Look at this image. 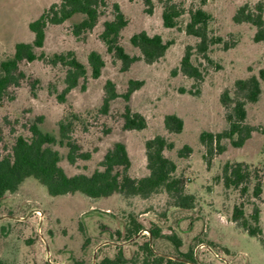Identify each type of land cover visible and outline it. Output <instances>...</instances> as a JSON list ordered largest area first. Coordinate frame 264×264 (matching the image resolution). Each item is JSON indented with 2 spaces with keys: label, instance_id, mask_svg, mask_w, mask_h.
<instances>
[{
  "label": "rangeland",
  "instance_id": "374dc122",
  "mask_svg": "<svg viewBox=\"0 0 264 264\" xmlns=\"http://www.w3.org/2000/svg\"><path fill=\"white\" fill-rule=\"evenodd\" d=\"M61 1L0 0V67L14 56L17 44L34 42L30 24ZM104 1L102 17L91 32L74 34V26L83 20L81 15L59 26L49 25L44 47L34 51L44 59L20 64L19 85L9 89L0 105V155L36 119L42 117L40 129L57 138L60 122L66 120L71 122V137L82 152L91 154L90 160L78 161L75 166L64 159L61 165L68 175L91 174L109 149L123 143L132 163L130 175L140 179L149 173L145 143L164 136L175 146L166 156L177 163L178 175L186 180V193L196 196V207L182 211L172 206L165 194L149 200H125L118 195L91 200L80 193L51 197L45 187L31 178L18 192L0 200V262L94 264V259L98 262L105 256H114L118 246L130 255L151 239L156 253L181 259L192 255L196 264H264V82L259 101L247 105L246 123L252 133L243 147L237 148L224 139L208 157L201 139L203 134L218 135L228 129L222 95L233 94L237 81L259 76L264 70V43L254 42L257 29L233 20L245 5L264 8V0H151L150 4L146 0ZM166 3L181 13L173 29L164 26ZM115 5L128 20L120 44L131 57L139 58L126 71L122 62L107 52L100 37L104 23L115 18ZM197 9L211 16L206 53L199 52V39L186 32L189 14ZM142 32L159 35L172 44L154 64L146 63L130 42L133 35ZM217 39L221 43L215 44ZM188 48L199 73L197 79L189 78L181 69ZM69 52L88 67L89 76L85 89L80 86L73 90L61 103L58 95L65 88L67 69L53 65L51 60L56 54ZM92 52L100 53L106 62L99 79L91 77L88 56ZM109 81L120 96L127 92L130 81L142 85L128 103L119 97L104 113L101 109ZM127 105L145 117V130H124ZM169 115L183 119L181 134L166 131L164 122ZM185 147L192 151L181 158L179 152ZM57 148L63 156L68 152ZM228 163H245L259 171L260 198L254 199L253 184L246 195L225 189L221 177ZM241 203L246 205L248 215L254 207L260 210L262 232L258 238L232 221L234 208ZM131 215L145 228L133 242L117 237V232H124ZM154 228L161 230L158 239L149 234L148 230Z\"/></svg>",
  "mask_w": 264,
  "mask_h": 264
},
{
  "label": "trees",
  "instance_id": "16d2710c",
  "mask_svg": "<svg viewBox=\"0 0 264 264\" xmlns=\"http://www.w3.org/2000/svg\"><path fill=\"white\" fill-rule=\"evenodd\" d=\"M148 4L151 0H146ZM104 0H62L59 4L52 5L37 20L30 24V30L35 39L32 44L19 43L16 45L14 56L1 64L0 73V105L8 96L11 87H18L20 64L24 61L33 63L36 60L44 59V56H37L36 49L44 47L49 25L59 26L71 20L76 15L83 16V20L74 26V34L81 36L91 32L102 17ZM115 18L104 23V31L101 40L107 52L115 55L122 62L123 70L137 62L139 58L131 57L120 44L122 31L128 26V20L121 9L115 5ZM181 13L177 7L166 3L163 11L164 26L173 29L177 26V19ZM211 16L203 9L191 11L189 23L186 27L188 35L199 39L197 45L199 52L206 53L209 48L208 24ZM236 24H249L257 29L254 42L264 43V8L259 5L252 8L249 5L241 7L233 18ZM221 43V39H217ZM132 46L138 49L142 59L148 64H154L162 59L169 48L170 42H164L159 35L150 36L146 32L135 34L131 37ZM53 65H62L67 69L64 90L58 95V100L64 103L67 95L80 86L85 89V83L89 76L88 67L80 62L73 52L56 54L51 60ZM88 65L93 79H99L105 69L106 62L98 52H92L88 56ZM182 72L191 79H197L199 73L193 65L192 52L186 50L181 62ZM264 82V70L259 76H252L246 80H239L235 84L234 93L225 92L221 101L227 114L226 120L228 129L221 134H203L201 139L207 148V155L211 156L215 147H221L224 139L241 148L249 140L252 133L247 121V105L255 104L262 95V83ZM142 84L137 81H130L127 92L120 96L116 92L115 84L111 81L105 86L106 96L102 111L107 112L111 103L122 97L127 103L132 95ZM124 130L143 131L147 127L144 116L134 113L127 105L124 113ZM43 118L36 119L26 133L18 135L11 148L0 155V200L6 194H14L28 179H35L46 188L49 196H69L80 193L91 200H100L118 195L125 200L139 198L149 200L150 198L165 194L171 205L182 210L191 211L196 207V196L186 193V180L178 175V165L166 156V152L173 151L175 146L164 136H157L145 143L148 175L137 179L130 175L131 159L127 146L123 143H116L104 155L98 167L91 174L79 173L68 175L61 163L64 159L72 166L78 161H88L91 154L82 152L81 147L71 137V122H60L59 138L44 133L39 125ZM165 129L170 134H181L184 130V121L176 115H169L165 118ZM67 149L63 156L57 148ZM191 148L185 147L179 152L181 158L191 153ZM221 181L226 190L239 191L246 195L251 190L254 199L262 195V184L259 171L245 163L226 164L223 169ZM232 221L244 232L252 237H259L262 230L260 225V210L254 207L252 214L246 213V205L241 203L235 206ZM145 231L144 226L139 223L133 215L124 232H117L119 239L132 241L139 238ZM151 238L158 239L161 230L154 228L148 230ZM137 244V241L133 243ZM138 246V245H137ZM181 259V258H180ZM185 262L168 259L159 256L151 245V239L138 246L130 255H127L123 246L116 247L114 256H105L96 264H196L194 257L188 255L183 259ZM0 264H5L0 262Z\"/></svg>",
  "mask_w": 264,
  "mask_h": 264
},
{
  "label": "water",
  "instance_id": "95a60500",
  "mask_svg": "<svg viewBox=\"0 0 264 264\" xmlns=\"http://www.w3.org/2000/svg\"><path fill=\"white\" fill-rule=\"evenodd\" d=\"M138 238V237H137ZM137 238L133 239L131 242L135 241ZM152 245V244H151ZM158 254V253H157ZM159 256H163L165 258H168V259H173V260H176V261H181V262H185L183 259H180V258H175V257H171V256H165V255H162V254H158ZM96 260L94 259V264H96ZM188 264H192V263H189Z\"/></svg>",
  "mask_w": 264,
  "mask_h": 264
}]
</instances>
